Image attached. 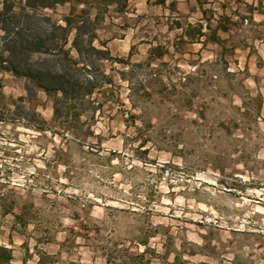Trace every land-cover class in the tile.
I'll list each match as a JSON object with an SVG mask.
<instances>
[{
    "label": "rangeland",
    "instance_id": "obj_1",
    "mask_svg": "<svg viewBox=\"0 0 264 264\" xmlns=\"http://www.w3.org/2000/svg\"><path fill=\"white\" fill-rule=\"evenodd\" d=\"M85 1L80 56L77 29H56L70 3L33 25L92 94L55 119L60 94L0 62V264H264V53L253 68L235 53L264 26L245 15L197 42L194 0Z\"/></svg>",
    "mask_w": 264,
    "mask_h": 264
},
{
    "label": "trees",
    "instance_id": "obj_2",
    "mask_svg": "<svg viewBox=\"0 0 264 264\" xmlns=\"http://www.w3.org/2000/svg\"><path fill=\"white\" fill-rule=\"evenodd\" d=\"M78 1L86 4L85 0ZM75 2L76 0H24L19 4L17 10L11 6H5V4L0 8V29L10 37L6 41L9 54L4 56L0 53L1 68L9 70L15 75L29 78L35 86L43 89L49 95L60 94L54 106L55 119L58 118L61 112L58 102L67 100L70 97L75 98L92 94L94 86L91 84H93V81L88 78L86 81L81 80L79 75L87 68L79 66L80 60L71 56V52L64 49L63 44L48 45L46 43L48 37L39 33L33 22L35 20L50 19V16L40 15L38 13L39 9H53L57 4L70 3L71 12L62 16L65 25L57 24L56 29H61L64 32V43L67 42L70 28L77 29L78 35L73 41V48L77 50L80 56L81 48L78 39L81 34H86L83 28L88 22V18L84 8L80 14L74 13ZM186 33L189 37L192 36L190 32ZM197 34L203 35L201 27L198 28ZM96 51L98 52H94L95 54H108V52H101L99 49H96ZM35 52L47 53L52 57L45 58L44 64H37L31 58V54ZM54 59L56 65L46 63L53 62ZM9 257L10 255L7 256V258Z\"/></svg>",
    "mask_w": 264,
    "mask_h": 264
},
{
    "label": "crops",
    "instance_id": "obj_3",
    "mask_svg": "<svg viewBox=\"0 0 264 264\" xmlns=\"http://www.w3.org/2000/svg\"><path fill=\"white\" fill-rule=\"evenodd\" d=\"M186 3L191 0H185ZM196 7H190V13L194 14L198 10V19L196 24L192 22V25H198L201 27L203 35L197 34L198 41H204L209 38V33L214 32L216 35H222L229 31H233L229 27V23L238 18L240 23L234 24V28L237 26L245 27L243 24V18L245 15L251 20L250 27L256 28L264 26V12L259 9V6L264 5V0H194ZM160 5H169L168 0H161ZM243 5L247 7V12H243ZM206 6L211 7L207 11ZM211 12V15L209 14ZM246 13V14H245ZM260 18H257V16ZM233 16V17H232ZM188 34L183 32V38L187 39ZM202 44V43H201ZM235 53L238 55L240 64L248 65L250 68L258 67L259 55L263 57L264 53V36H255L251 38H243V43L235 49ZM264 60V57H263Z\"/></svg>",
    "mask_w": 264,
    "mask_h": 264
}]
</instances>
